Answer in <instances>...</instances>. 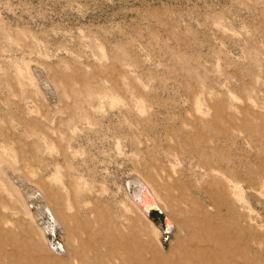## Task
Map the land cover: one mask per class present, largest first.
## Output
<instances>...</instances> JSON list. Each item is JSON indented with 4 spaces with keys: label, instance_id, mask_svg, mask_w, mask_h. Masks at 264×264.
I'll list each match as a JSON object with an SVG mask.
<instances>
[{
    "label": "rangeland",
    "instance_id": "374dc122",
    "mask_svg": "<svg viewBox=\"0 0 264 264\" xmlns=\"http://www.w3.org/2000/svg\"><path fill=\"white\" fill-rule=\"evenodd\" d=\"M0 264H264V0H0Z\"/></svg>",
    "mask_w": 264,
    "mask_h": 264
},
{
    "label": "bare ground",
    "instance_id": "6f19581e",
    "mask_svg": "<svg viewBox=\"0 0 264 264\" xmlns=\"http://www.w3.org/2000/svg\"><path fill=\"white\" fill-rule=\"evenodd\" d=\"M50 85L51 84H49V86ZM45 87H46V85H45ZM211 167L216 169V165L214 163H211ZM133 185L135 187V190L131 194V191H132L131 188H132ZM126 191L129 192V194L131 195V198L133 199V203L138 208L141 209L142 213L146 217H149L151 213L148 214V212L145 211V209H144V205L145 204L154 205V206H156L157 209L160 210V212H162L163 208H161L160 202H159V200L157 198V195L155 194V191H154L153 187L151 186V184L149 182H147L140 175H135V176H133L132 178H130L128 180V182L126 183ZM38 192L40 193L41 199H44L46 201L45 202L46 204H44V206L41 208L42 211L39 214L40 216H46V218H47L46 219V223H43L44 233L49 235V236L54 237V236H56L57 228H59V230H61L60 227H63L62 223H61V220L59 219V216L57 215L56 210L45 199V196L43 195L42 191L36 190L35 192L32 193V195L34 196ZM166 227H167V231L171 230V232H173L174 224H173V220L170 217H168V218L166 217ZM164 230H165V228H164ZM165 234H167V233L165 232ZM50 247L56 253H60V254H65L66 253L65 248H64V246H63V244L61 242H56V243L54 242L53 244L50 243Z\"/></svg>",
    "mask_w": 264,
    "mask_h": 264
},
{
    "label": "water",
    "instance_id": "95a60500",
    "mask_svg": "<svg viewBox=\"0 0 264 264\" xmlns=\"http://www.w3.org/2000/svg\"><path fill=\"white\" fill-rule=\"evenodd\" d=\"M144 209H145L146 212H148V214H150V213H152V212H154V211H158V212H160V210L157 209L156 206L151 205V204H145V205H144ZM164 228H165L164 231H165L167 234H169V233L171 232V230H170V231H167V227H166V219L164 220Z\"/></svg>",
    "mask_w": 264,
    "mask_h": 264
}]
</instances>
